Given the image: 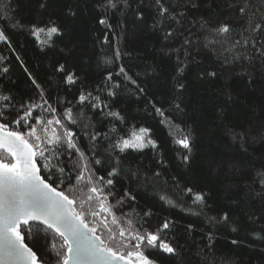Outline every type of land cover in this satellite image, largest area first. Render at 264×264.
Segmentation results:
<instances>
[{"label":"trees","instance_id":"16d2710c","mask_svg":"<svg viewBox=\"0 0 264 264\" xmlns=\"http://www.w3.org/2000/svg\"><path fill=\"white\" fill-rule=\"evenodd\" d=\"M104 2L0 0V26L10 38V45L0 43V55L9 58L0 62V69H10L8 73L0 71V92L10 93L18 101L32 91L23 70L27 67L54 107H58V99L71 101L73 114L77 115L81 91L99 96L108 107L102 106L100 111L83 108L91 125L87 130L108 133L110 139L98 136L91 141L82 136L79 147L89 155L95 150L109 169L115 165V159L109 163V155L117 156L109 147L113 140L126 138L142 127L150 130L155 148L119 154L121 173L116 189L129 188L133 194L138 193L133 206L123 209L137 226L143 224L153 231L163 219L174 222V227L162 236L171 240L177 255L155 249L145 253L157 264H264V178L260 175L264 172V62L233 61V54L223 51L230 38L226 43L224 36L216 37L221 41L219 45L209 44L206 39L224 23L241 28L244 21L234 6L235 0H163L170 9L163 18L158 15L155 0H128L130 7L107 14L101 7ZM253 2L259 5L260 0ZM70 10L76 15H69ZM102 17H106L107 25L99 23ZM17 21L22 27H9ZM50 21L61 27L62 35L41 45L30 34V28ZM168 31L174 35L165 40ZM186 38L191 45L184 43ZM177 54L187 63L182 77L177 75ZM17 55L23 66L15 59ZM60 64L76 73L79 79L75 84H66L63 74L55 71ZM121 66L136 84L118 75ZM109 72L113 75L111 81L107 80ZM210 72L217 75L207 76ZM178 82L185 85L183 90L177 89ZM113 84L120 87L110 97ZM226 86L231 99L223 94ZM156 108L164 111V117ZM107 111L119 112L123 121L106 116ZM175 125L189 135L190 154L176 143L182 136ZM112 128L118 135L110 131ZM9 130L26 131L15 124H10ZM233 133H242L243 140H234ZM186 154L189 159L184 161ZM72 159L76 157L61 156V161ZM38 163L42 165L43 161ZM157 172L159 176L154 175ZM132 173H138L141 179H129ZM41 174L49 179L45 169L41 168ZM144 177L149 178L147 182ZM185 187L206 193L205 205L193 204L190 194L183 191ZM63 190L72 195L67 182ZM75 195L79 198V193ZM164 195L177 206L162 200ZM147 210L153 215L145 217ZM224 212L230 217L227 222L220 221ZM91 221L89 217V224ZM21 230L38 257L53 264L52 244L59 248L60 237L37 225L30 233L27 227ZM102 238L106 239V233Z\"/></svg>","mask_w":264,"mask_h":264},{"label":"snow or ice","instance_id":"6c2138e0","mask_svg":"<svg viewBox=\"0 0 264 264\" xmlns=\"http://www.w3.org/2000/svg\"><path fill=\"white\" fill-rule=\"evenodd\" d=\"M155 2L161 18L170 13L163 0ZM234 6L244 21L241 28L237 29L228 23L221 24L212 30L214 36L206 37L208 43L221 44L216 38L218 36H224L226 43L230 38L228 46L222 47L223 51L233 54V61L244 59L252 63L259 59L264 62V39H257L264 37V0H260L259 5L253 0H235ZM8 7L7 4L4 5L5 9ZM101 7L107 14L111 10L130 7V4L128 0H105ZM69 15L75 16L76 12L70 10ZM99 23L107 25L106 17L100 18ZM9 27L15 29L22 25L17 21ZM234 33L236 35H233ZM30 34L41 45H47L54 37L62 35V32L55 21H50L42 27L32 25ZM42 35L44 39H41ZM173 35L172 31H168L164 39L168 40ZM107 42L105 37V43ZM0 43L10 45V38L4 26H0ZM184 43L191 45L192 41L186 38ZM11 50L15 52V49ZM187 55L185 49V57ZM7 59L9 58L0 55V62ZM15 59L23 66L24 62L19 55ZM176 59L177 75L182 77L187 63L180 59L179 54ZM225 61L227 62V57ZM9 70L7 66L0 69L3 73H8ZM23 70L32 91L25 93L18 101L10 93L0 92V259L7 258L8 264H46L25 242L26 233L21 230L22 226L27 227L30 233L33 225H43L60 237L62 242L59 248L55 243L52 244L55 256L53 264H157L150 254H145L146 251L151 252L153 249L168 255H177V248L173 246L171 240L162 236V233L174 227V222L163 219L159 227L153 231L147 230L143 224L137 226L123 209L126 206H133L138 193L133 194L129 188L120 191L116 189L117 178L121 173L118 166L119 154L148 146L155 148V141L149 137L150 130L142 127L138 131L133 130L126 138L119 136L113 140L109 147L117 156L113 158L111 154L109 155L110 164L115 159V165L109 169L95 150L89 155L79 147L82 136L89 137L91 141H95L98 136L110 139L108 133L87 130L91 125L83 112V108L100 111L102 106L107 108V104L100 101L99 96L93 97L91 92L81 91L77 98V104L81 106L77 115L73 114L71 101L63 103L58 99V107H54L45 96L42 84L37 82L27 67ZM55 71L63 74L68 85L75 84L79 79L76 73L67 69L64 64H60ZM119 74H123L126 80L136 84V81L127 75L123 66L119 68ZM216 75L215 72L207 73L209 77ZM112 78L113 75L109 72L107 80L111 81ZM111 87L112 90L108 92L110 97L116 95L114 89L120 85L113 84ZM184 88L183 83H177L178 90ZM139 91L143 92V89ZM223 94L231 99L227 86ZM175 107L180 109L179 104ZM155 111L164 117L162 109L156 108ZM104 114L115 121H123L119 112L107 111ZM8 117L12 119L9 121ZM10 124L25 128L26 131L9 130ZM175 129L182 136L176 143L190 154L189 135L184 134L179 125H175ZM110 131L118 135L116 128ZM232 135L234 140L237 137L243 140L242 133ZM61 156L76 159L61 161ZM188 159L189 155L183 156L184 161ZM38 161H43V164ZM41 168L49 173L51 183L41 174ZM100 171H103L104 175H100ZM154 175L159 176L160 173ZM260 175L264 178V172ZM128 178L141 179L138 173H132ZM143 179L147 182L149 178ZM57 182L59 186H55ZM65 182L72 195L63 190ZM183 191L190 194L193 204L205 205L206 193L203 191H194L191 187H185ZM75 193H79V198ZM160 198L173 207L177 206L176 202L166 195ZM117 211L120 215H117ZM143 215L150 217L153 213L147 210ZM89 217L92 218L91 224L88 222ZM229 219L227 212L220 217V221L223 222ZM188 227L192 228L191 225ZM235 230L233 228V231ZM98 232L101 235H98ZM105 233L106 239L102 238ZM209 239L211 240V236Z\"/></svg>","mask_w":264,"mask_h":264},{"label":"water","instance_id":"95a60500","mask_svg":"<svg viewBox=\"0 0 264 264\" xmlns=\"http://www.w3.org/2000/svg\"><path fill=\"white\" fill-rule=\"evenodd\" d=\"M37 226H40V227H42V228H44L46 230V227L43 226V225H37ZM22 227H24V226H22ZM47 230L52 232V233H54L57 237H59L53 230H51V229H47ZM0 264H8L7 258L0 259Z\"/></svg>","mask_w":264,"mask_h":264}]
</instances>
